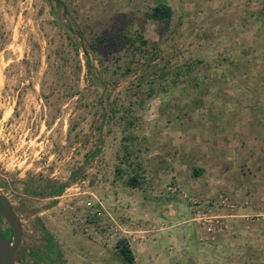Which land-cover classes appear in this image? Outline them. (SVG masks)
<instances>
[{
	"label": "rangeland",
	"instance_id": "obj_1",
	"mask_svg": "<svg viewBox=\"0 0 264 264\" xmlns=\"http://www.w3.org/2000/svg\"><path fill=\"white\" fill-rule=\"evenodd\" d=\"M157 3L167 22L148 17ZM252 106L264 108V0H0V195L23 225L15 264L45 250L41 225L63 264H129L119 241L133 264H264V154L196 131L204 109L220 128L215 113ZM198 208L221 224L207 232Z\"/></svg>",
	"mask_w": 264,
	"mask_h": 264
},
{
	"label": "crops",
	"instance_id": "obj_2",
	"mask_svg": "<svg viewBox=\"0 0 264 264\" xmlns=\"http://www.w3.org/2000/svg\"><path fill=\"white\" fill-rule=\"evenodd\" d=\"M252 107H254V106H252ZM203 111H204V113L201 114V116L197 115V117L200 120V124L199 125L197 124V129H196V131L198 130L197 132H199L201 134L204 131L203 129L209 128V132L206 135L210 136V131H211L213 133L212 137L216 136L217 138L220 137V138L224 139L225 137H224L223 132L226 131V135H228L230 140H235V141L237 140L238 148H239L238 151L243 153V151L245 149H247L248 146H250V148L254 147L255 151H257V154L259 153V156L256 154L257 155L256 158L258 159V157H259V159L263 160V158L260 155L264 154V149H263L264 148V141H263L264 138L259 137V135L256 131H258L262 127L264 115H261V114L262 113L264 114V112H263L264 108L260 109V107L259 108L254 107L253 109H251L249 111L248 110L238 111L237 114H235L233 116L234 119H229L225 116L226 115L225 113L227 111H225V113L221 112L222 114L220 112L215 113L221 119V121H219V123H218L220 128H216L214 125L209 126L207 124V122H205V121H206V119L208 120L211 117V115H209V113H207V109H204ZM249 113L251 114L250 117L248 116ZM259 119H261L262 121L259 122ZM225 122H227V124H228L227 126L225 125ZM188 124H189V122H186V124L185 123H179L178 124L179 130L185 129L186 126H188ZM202 124L204 125V127L202 126ZM178 125L176 124L177 128H176V126H174V127L176 129H178ZM189 129L192 131L193 127L189 128ZM244 130L251 131L249 138L246 137L247 133H245ZM167 131H169V129ZM237 131H239L240 136L238 135V137H234L233 135H235ZM193 148L196 149L197 147H193ZM193 148H191V147H187V148L180 147V150H182V152H184V151H189ZM257 148H259V150H257ZM166 158H168V156H166ZM201 165H199V164L194 165L191 171H193V173H195V175L196 174L200 175V173L202 171L205 175V172H204V168L206 169L205 164L202 166ZM235 222L239 223V220H236ZM59 252L61 253V258H60L61 260L60 261H61V264H63L64 257L62 256V252L60 250H59ZM47 253H49V252L46 251V248L43 251L36 252L35 254H37L38 256H35L34 251H27L23 255V257L21 258V263L22 264H45V262H46L45 255Z\"/></svg>",
	"mask_w": 264,
	"mask_h": 264
},
{
	"label": "trees",
	"instance_id": "obj_3",
	"mask_svg": "<svg viewBox=\"0 0 264 264\" xmlns=\"http://www.w3.org/2000/svg\"><path fill=\"white\" fill-rule=\"evenodd\" d=\"M173 14L172 8L164 3H157L154 7L151 8L148 17L157 22H167ZM130 39V38H129ZM137 42L140 44L138 46H135L134 41H132V47H136L132 51L138 50L141 51L143 50V46L148 45L149 41L147 39H144V37L141 34H136L135 38ZM96 43H103L106 39L103 36H99L98 38L95 39ZM142 46V47H141ZM137 182L136 177H131L128 181L130 185H134ZM68 182H58L53 185V188L49 195L55 196V195H60L63 190L67 187ZM26 190V189H25ZM32 194H41L35 191H31ZM41 229L43 232V236L45 238L46 242V251L49 252L45 255V264H61V253L59 252V249H57L56 242L53 238V236L48 232V230L41 225ZM10 230L8 229V232ZM10 233V232H9ZM116 248L118 249L119 254L128 262L129 264H133L134 262V256L131 252V250L128 248L126 243L124 241H119L116 244Z\"/></svg>",
	"mask_w": 264,
	"mask_h": 264
},
{
	"label": "water",
	"instance_id": "obj_4",
	"mask_svg": "<svg viewBox=\"0 0 264 264\" xmlns=\"http://www.w3.org/2000/svg\"><path fill=\"white\" fill-rule=\"evenodd\" d=\"M0 217L11 233V237L6 239L0 232V264H15L16 254L22 243L23 225L11 202L3 195H0Z\"/></svg>",
	"mask_w": 264,
	"mask_h": 264
},
{
	"label": "built area",
	"instance_id": "obj_5",
	"mask_svg": "<svg viewBox=\"0 0 264 264\" xmlns=\"http://www.w3.org/2000/svg\"><path fill=\"white\" fill-rule=\"evenodd\" d=\"M168 191H170L171 193H174V194H178V195L181 194V192L178 191V188L175 186L168 187ZM226 199L227 198H224L222 200V204L226 203ZM210 212H211L210 208H208V209L198 208L197 212H196L198 214L195 213V218H194V220H199L202 223L203 227H206L207 232L213 231L214 226L221 224L220 218L218 216L211 215ZM199 213H201V214H199ZM95 216L98 218H102L103 211L97 210L95 213Z\"/></svg>",
	"mask_w": 264,
	"mask_h": 264
},
{
	"label": "flooded vegetation",
	"instance_id": "obj_6",
	"mask_svg": "<svg viewBox=\"0 0 264 264\" xmlns=\"http://www.w3.org/2000/svg\"><path fill=\"white\" fill-rule=\"evenodd\" d=\"M1 218V217H0ZM2 220H3V218H1ZM4 221V220H3ZM0 232H1V234L6 238V239H9V238H7L4 234H3V232L0 230ZM18 253V252H17ZM17 255V254H16ZM15 261H16V259H15Z\"/></svg>",
	"mask_w": 264,
	"mask_h": 264
}]
</instances>
